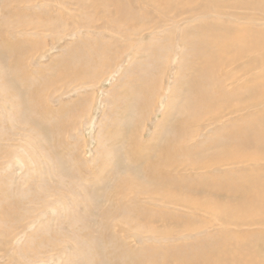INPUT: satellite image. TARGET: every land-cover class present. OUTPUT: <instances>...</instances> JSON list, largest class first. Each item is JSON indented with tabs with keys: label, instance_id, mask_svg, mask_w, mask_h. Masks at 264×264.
Wrapping results in <instances>:
<instances>
[{
	"label": "rangeland",
	"instance_id": "rangeland-1",
	"mask_svg": "<svg viewBox=\"0 0 264 264\" xmlns=\"http://www.w3.org/2000/svg\"><path fill=\"white\" fill-rule=\"evenodd\" d=\"M107 1L0 0V264H201L202 252L212 250L208 236L231 227L228 202L249 199L250 189L264 184L263 139L252 138L254 144L247 138L257 152L243 164L228 165L213 152L205 158L213 161L207 173L190 167L187 157L169 163L170 174L161 175L167 183L148 171L165 137L209 89L208 76L219 78V90L240 96L235 112L220 110L226 125L228 116L253 122L264 107L263 87L252 85L264 68V2L232 11L227 5H239L235 0L215 1L219 27L248 28L245 38L253 46L242 57L219 61L205 77L202 49L191 38L205 0H126L130 19ZM234 11L245 17L237 19ZM230 16L238 21L230 23ZM212 18L203 13V20ZM92 50L108 61L88 62ZM34 88L40 92L32 101ZM219 124L189 119L179 128L180 141L191 130L202 145L195 151L204 143L219 149L216 139L228 132L227 126L221 135ZM254 124L249 135L264 136ZM243 167L249 182L241 178L232 191L235 175L229 174L237 177ZM126 175L167 187L171 198L120 191L117 182ZM183 198L208 201L223 213L179 203ZM125 214L133 218L127 224ZM131 223L147 233L132 234Z\"/></svg>",
	"mask_w": 264,
	"mask_h": 264
},
{
	"label": "bare ground",
	"instance_id": "bare-ground-1",
	"mask_svg": "<svg viewBox=\"0 0 264 264\" xmlns=\"http://www.w3.org/2000/svg\"><path fill=\"white\" fill-rule=\"evenodd\" d=\"M97 0H93V3H95ZM104 1V0H101ZM202 0H199L201 3ZM215 1L216 0H205L204 5L198 7V28L197 30L192 34V42L193 46L196 47L195 42L199 43V47L202 49V63H207V65L204 67L202 74L203 76H207L210 69H212V66L215 64L217 65L219 61L221 60H230L231 58H239L243 56V52L250 49L253 46V43L251 41V37L248 36V39L245 38L246 34L249 32L248 28L240 27L238 25H225L222 24L219 27V22L216 20L218 19L214 14L213 11L219 10V8H215ZM239 5L235 4L233 1H229V6L232 11L233 10H239L238 8H242L247 6V8H252V6L249 5V3L252 0H235ZM264 2V0H262ZM260 1V2H262ZM109 4H112L116 9H119L122 13H124V16H129L126 18H129L132 16V6L131 4L126 0H115V3L111 0H108ZM240 6V7H238ZM113 7V8H114ZM234 7H237L233 9ZM240 11V10H239ZM203 13L207 14V17H214L211 20H203ZM233 14L237 16V19L239 18L242 20L245 15L242 14V12L234 11ZM122 20L123 17L119 16ZM125 18V19H126ZM231 22H237L238 20L236 17H231ZM219 20V19H218ZM126 21V20H124ZM122 21V22H124ZM225 23V21H223ZM195 33H196V41H195ZM130 34V33H129ZM240 44L236 46V41L240 40ZM239 42V41H238ZM246 49V50H245ZM97 53V54H96ZM96 53L92 50V53L88 55L87 61L90 63L95 62V64L102 65L104 62H107L108 59L107 56L103 53H100V51L96 50ZM214 55H219V59H214ZM100 60V61H99ZM217 60V62L215 61ZM99 61V62H98ZM258 61V60H257ZM260 76L253 81V84L258 89L260 87L264 92V68L259 71ZM208 80L210 85L208 90H204L202 86H200L201 89L204 91L200 92L197 101L194 100V105L192 106V112L188 113L187 116H185L184 121H180V124H176L175 127V133L172 134L171 138L166 136L165 140L166 142L162 144L158 150L159 153L153 161H150L148 163V171L156 173V176L158 178L161 177H167L169 172V163H172L178 159L180 161H184L186 158L187 161L190 163V167H196L197 169L205 171L207 168H209L212 165L213 161H206L205 158H211L214 156V153H216L219 156H222L225 162L230 165L229 160L233 162V165L235 164H243L245 161H247V158L251 156L252 154L256 153L257 151H251L248 148L247 145V138L250 139V143H255V141L252 140L254 138L257 139H263L262 143L264 146V136L262 135L261 131V137H251L249 135L250 132V124H254L256 121L260 124H254L255 126L264 129V107L262 109H256V113L253 114V122L252 120H246V122H238L236 120H230V116H228V125L225 124L224 121H222V116L226 112L231 113L232 110L237 109L238 106H240V96L237 94L231 93L227 90H224L223 88L219 90L220 86V80L219 78L214 82L213 76H208ZM253 88V87H251ZM36 93V96L32 98L33 100H37V97L39 95V90L37 88L33 89ZM37 90V91H36ZM148 92V91H147ZM150 92V91H149ZM146 94V93H145ZM208 94V95H207ZM235 95V96H232ZM146 100H148V94L145 95ZM243 97H241L242 99ZM205 100V101H204ZM224 113H222L223 111ZM226 115V113H225ZM205 117L209 122H216L220 121L219 127L222 128V132L225 131L223 129H226L228 126V132L223 134L224 136H221L219 140L216 139L219 149H214L213 144H208L205 148H201L197 150L198 146H202L199 141H196L197 139L194 137V131L189 130L187 135V140L183 141L184 133L181 135V141L179 136V128H182L186 122L189 119H194L196 117ZM242 116V115H240ZM245 116V115H243ZM251 117V116H249ZM226 118V119H227ZM138 126V125H137ZM232 126H234L232 128ZM232 128V129H231ZM132 135V134H131ZM227 135L228 139L225 137ZM133 140V139H132ZM129 142V150L133 151V148L131 146V142ZM196 141L192 144V142ZM258 142V141H257ZM203 145V147H204ZM260 146V145H259ZM256 149V148H254ZM253 149V150H254ZM250 151L252 153H250ZM214 152V153H213ZM223 152L227 154V156ZM260 152H264V147L260 149ZM226 156V157H224ZM248 161H251L248 159ZM177 164V163H175ZM246 167H243L240 174L236 177V174L231 172L229 175H235L233 180L231 182V190L237 191L233 186L235 184L242 185L239 180L243 177H247L245 175ZM213 173L210 175V179L208 180L209 185L214 183L213 180ZM264 178V176H263ZM162 183H167L168 179L163 178L160 180ZM182 183V186H187L186 180ZM247 181L249 182V179L247 177ZM120 186V191H122V187L128 188L132 190L131 192L136 196L137 194L141 193L145 190H151L158 195L159 198L167 199L171 198L169 196V193L167 191V187H160L159 185H152V184H144L135 179V177L131 175H126L125 177H121L119 181L117 182ZM262 181L258 183L257 186H260V188H256L251 190L250 193L247 195L251 201H249L248 198H236L232 197L233 199L228 202V206L225 208V211L228 214V225L231 226L227 230V234H219L218 236L211 235L208 236L209 239L207 242L212 247V250L203 251L200 255V258L198 259L201 262V264H264V231L262 230L260 224H262L261 220L264 219V184L262 185ZM169 184V183H168ZM211 187V186H210ZM242 187H239L238 189H241ZM206 191L208 189V186L204 188ZM211 189H215L211 187ZM220 189V187H218ZM228 189V188H227ZM258 189V190H257ZM239 196H241V192H238ZM173 200L178 201V198L172 197ZM179 203L182 204H193L203 207L207 211H213L215 208L218 209L219 215L223 213L221 209H219L218 205L213 206L208 201L206 202H200L197 199L194 200H188L183 198L182 200L179 199ZM258 201L259 205L258 206ZM262 201V202H260ZM258 217L256 221H254ZM122 223L127 224V219L133 220L130 214H125V217H121ZM120 221V219H119ZM108 223V222H107ZM131 225L126 226L128 231H131L132 234H138L147 233V230H138L135 227ZM109 228V227H108ZM259 229V230H257ZM257 230V231H256ZM105 231V230H104ZM262 237V238H261ZM114 239V238H113ZM117 243V244H116ZM116 247L118 248V255L122 256V245L120 242L116 241ZM121 245V247H120ZM198 254V253H197ZM133 260L137 259L136 256H133ZM130 260L132 257H128ZM202 258V259H201ZM155 264V263H154ZM184 264H190V263H184Z\"/></svg>",
	"mask_w": 264,
	"mask_h": 264
}]
</instances>
